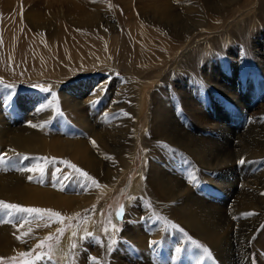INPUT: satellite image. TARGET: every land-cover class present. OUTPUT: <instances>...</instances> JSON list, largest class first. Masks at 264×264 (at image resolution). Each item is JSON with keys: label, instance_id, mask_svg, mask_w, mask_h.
<instances>
[{"label": "rangeland", "instance_id": "rangeland-1", "mask_svg": "<svg viewBox=\"0 0 264 264\" xmlns=\"http://www.w3.org/2000/svg\"><path fill=\"white\" fill-rule=\"evenodd\" d=\"M168 1L170 4L166 9L177 12L179 15V19L175 23L172 20L168 21L169 24L175 26V31H171L168 24L150 18L152 14L151 0H0V44L3 43V47H0V63L3 62V65H0V70L8 68L12 64L16 66L18 60L20 64L22 62L20 53L31 55L33 49H26V45H43V52L52 51L55 55L50 60L59 59L53 68L63 69V64L68 61V59L65 60V54L68 52L80 58L82 63L79 59L78 62L76 61L77 57L72 62V65L75 64L73 65L76 67L75 70L81 67L80 72L73 77H82L77 82L85 80L90 84L86 92L79 95L80 98L91 90V86L103 84L100 94L97 93V89L93 90V95L95 96V93L98 95L92 97L93 103H90V100L87 101L86 110H82V113L74 116L75 121L69 118L67 112L55 107L52 116L43 118V120L39 119L40 122L37 120L35 123L28 119L26 113L35 108L31 107L34 100H30L28 97L35 94L33 97L41 98V101L46 102L49 99L47 94L50 91L43 86L24 87L19 83L4 82L0 75V116L6 120L4 124L7 123L9 129L25 127L37 130L41 127L47 129L48 135L51 134L56 140H86L87 142L93 140L87 138L89 130L96 129L102 132L103 140H109V144L115 145L117 143L113 140H120L119 147L125 145L130 149L133 147L131 140H134L133 123L136 120L134 113H138L137 103L139 105L137 86L138 83L141 85L140 83L145 81L147 84H152L149 94L151 101L147 106L151 108L148 113L153 110L152 115L153 113L155 115V118L151 119V123L155 126L156 133L161 129L169 131L172 129L171 121H176L179 128L194 137L218 140L219 142L227 139L233 147L237 146L239 136L245 135L247 140L258 143L260 140H254L249 129L254 131L264 127V26L260 20L255 18L257 21L253 29L254 33L247 36L245 42V37L241 35L247 27L240 25V30H238L234 26L235 24L220 22L218 25L219 21H212L208 18L221 20L228 15L226 12H223V15L210 13L209 10L203 8V0ZM185 1L188 4L191 1L196 2L201 11H187L182 5ZM209 1L216 5L219 1L229 2L231 3L230 8L237 11H246L248 7H252L251 14L255 13L256 15L257 12L253 6V3L257 4L256 0ZM226 6L225 4L223 7ZM153 11L156 14L155 9ZM86 15L88 18H85ZM202 19L206 20L207 24H202L200 22ZM214 25L218 26L213 27ZM195 26H199V28L194 29ZM233 28L236 30V33L233 34L234 37L231 38V36L227 40L226 33ZM26 37H30L32 43L22 46ZM188 37L189 43L192 41L194 43L196 40L206 41L213 43L217 48V50L207 51L205 55L203 54L208 58L207 63H204V60L201 59V45L193 46L192 51L197 53L198 57L193 62L192 70H188L189 64L185 58L180 59L179 63H173L178 52L184 48L183 42ZM259 53L261 56L258 57ZM236 54L239 59H236ZM8 57L10 62L14 57L16 60L8 63ZM232 61L235 62L234 65H232ZM204 68L208 74L203 72ZM209 79L214 81L217 79L222 87L214 88ZM36 80L43 81L41 78H36ZM68 94L70 98L77 96L70 92ZM78 100L83 103L79 98ZM52 102L54 101L50 103ZM189 107H193V110L189 111ZM29 122L36 126H31ZM85 126L88 127V130L85 129ZM151 128V126L144 128L142 140L147 138L150 140L154 136ZM248 135L251 138H248ZM155 140L160 139L156 136ZM261 140H264V136ZM160 141L162 144L156 145L154 148L157 152L149 154V159H152L157 171L174 179L176 185L188 187L193 196L203 198L212 204L222 205V210L227 215L225 216L230 218L232 224L249 222L251 215L248 213L250 211L242 213L237 209L236 193L230 195L233 193L227 189V184L230 181L238 180V190L243 189V186H240L243 180L257 176L259 173L262 174L264 160L261 162L255 161L256 159L248 160L247 152L239 154V158L233 162L232 174H227L226 180L219 182L220 185L217 186L214 183L222 180V175L216 174L219 172L218 170L203 167L189 151L178 145L165 144V140ZM87 145L90 146V149H94L95 145L90 142ZM7 146L4 147L7 148ZM147 149L150 148L147 147ZM2 152L4 151L2 150L0 154H3ZM94 153L98 156L96 149ZM126 154L127 159L130 160V153L126 152ZM108 155H102V158L111 162L113 171H118L120 167L116 160L111 157L112 155L107 157ZM144 158L139 152L136 158L137 162H134V166L132 165L133 167L129 170L131 177L136 175V170H139L140 167H143L144 177L148 175V166H145L146 163L143 164L147 159ZM240 159H244L246 163H238ZM13 162L15 167L12 166ZM28 168L31 166L22 156L19 160H8L6 157L5 162H0V173L4 174L25 173L27 172L25 169ZM204 173L205 175H203ZM58 176L57 173L45 175L43 172L35 175L31 181L53 187L57 183ZM117 177L116 180H118ZM81 187V184L74 182L72 191L65 192V188L59 186L56 189H61L68 196H78L87 190ZM153 195L155 196V193ZM126 196L127 193L123 192L118 195L117 200L109 198L105 204V206L107 205L106 214L111 206L117 210V213H121L117 217L123 226L125 225ZM154 196L151 195V198H155ZM142 202L139 207L141 208L139 215L135 213V216L138 219V231L143 234L144 249L125 239L122 230L119 231V238L115 240V243L103 240L102 233L99 237L95 235L88 236V239L81 237L79 239L80 248L86 251L90 258L96 256L95 261L87 256L82 264H100V255L105 251L109 257L108 264H116L114 260H120L121 264H136V261L141 264L220 263L219 259L214 258L210 253V250L204 251V248L197 247L193 241L189 242L184 232L179 230L180 227L172 226L173 224L179 226V224L169 219L162 208L174 206L176 208L177 202H168V205L162 208L161 206L164 204H161L160 201L154 205L147 198L142 197ZM8 211L0 210V227L3 224L11 225L23 218L19 213L9 216L7 215ZM132 214L130 215L132 216ZM262 215V218H258L257 224L253 228L254 231L248 236L247 244L250 247H252L259 230L264 226V213ZM68 226L69 229L73 228L74 222ZM155 228H158L159 236H156L158 231ZM235 232L236 230H232L233 237ZM98 238H102L105 242V245L100 244L101 248L98 247ZM135 238L137 239V237ZM151 241L159 243L152 245ZM52 243L53 241L48 240L41 252L39 251L35 256L30 254L21 256L20 253H27L26 250L9 256L0 254V257L4 258L0 264H24L26 261H33L37 264L40 260L35 257L41 254H43V258H46L45 261L56 262L57 259L52 258ZM232 246L238 248L237 241L232 242ZM177 248H180L181 251L177 252ZM226 250H223V254L226 259L230 257L231 263L229 262V264H264V256L258 257L256 248H253L249 253L251 255L239 252L233 256L234 251L231 255L230 250ZM118 251L119 253H117ZM225 252L228 253L225 254Z\"/></svg>", "mask_w": 264, "mask_h": 264}, {"label": "bare ground", "instance_id": "bare-ground-1", "mask_svg": "<svg viewBox=\"0 0 264 264\" xmlns=\"http://www.w3.org/2000/svg\"><path fill=\"white\" fill-rule=\"evenodd\" d=\"M256 1L257 4L253 3V6H255V10L257 11L256 15L255 13L251 14L252 7H248L246 11L232 10L230 8L231 3L224 1H219L216 5L209 0H203L202 6L212 14L219 13L223 15V12L228 14L221 20H219V18L208 17V14H206L210 20L219 21L218 25H220V22L228 24L232 23L235 24L234 26L238 28V30H240V25L247 27V29L243 30L241 35L245 37L246 42V37L254 33L253 29L257 21L255 18L260 20L262 26H264V0ZM151 4L152 14L150 18L168 24L171 31H175V26L169 24L168 21L172 20L173 23H175L177 19H179V15L177 12L166 9L170 4L169 1L151 0ZM225 4L227 6L223 7ZM182 5L185 6L187 11H201L198 9V4L196 2L191 1L188 4L185 1ZM154 9L156 14L153 11ZM85 18H88V15H86ZM229 20L230 22H228ZM200 22L202 24H207L204 19ZM217 26L214 25L213 27ZM198 28L199 26L194 27V29ZM234 33H236V30L233 28L226 33V39L228 40L231 36V38H233ZM257 34H259V32H257ZM5 40L7 41V38H5ZM26 43H32L30 37L25 38L22 46ZM2 44L3 43L0 44V47H3ZM183 44L184 48L178 52L173 63H179L180 59L185 58L189 64L188 70L193 69V62L196 61L198 57V54L193 53L192 51L193 46L199 47V44L201 45V59L204 60V63H207L208 61V58L204 56L205 53L207 51L217 50L213 43L206 41L199 42L196 40L194 43L193 41L189 43V37L183 42ZM26 49H33L32 54L26 55V53H20V61L22 62L19 64L18 60L16 66L15 64H12V66L8 68H3V70H0V75H2L4 82L9 81L13 84L19 83V85L24 87L30 85H33L34 87L43 86L50 91L47 94L49 99H47L46 102L44 100L41 101V98L33 97L35 94H32L33 96L29 95L28 98L34 100V102L31 101L33 102V105L29 104L31 107L33 106L35 108L29 113L26 112L28 114V119L31 121L33 120L36 123L39 119L43 120V118L52 116L54 109H56L55 107H58V109L61 108L67 112L69 118L75 121L76 118L73 117L77 116L78 113H82V110H86L87 101L90 100L91 103L92 97L101 93L100 91L103 88V84H95L96 86L91 84L93 85L91 86V90L80 98L79 95L86 92L90 84L88 81L85 82V80L77 82L82 77H73L76 73H79V69H81L80 67L78 70H75L74 68L76 67H73L75 64L72 65V62L76 60V57L77 62L78 59L81 61L78 56L71 52L65 54V60L68 59V61L63 64V69H60L53 68L59 59L53 61L50 60V58H54L55 55L52 51L43 52V45H26ZM260 52H262V50H260ZM235 56L236 59H239L237 54ZM259 56H261L260 53L258 54V57ZM14 60H16L15 57L12 62ZM7 62L12 63L10 62L9 57L7 58ZM234 63L235 62L232 61V65H234ZM0 65H3V62H1ZM205 69L206 68H204L203 72L208 74V72H205ZM36 78H41L43 81L36 80ZM209 81L212 82L214 88L222 87V84H220L217 79L215 81L209 79ZM140 84L141 85L138 83L137 86V99L139 105L137 103L136 110L138 113H134L136 120H134L133 123L134 140H131L133 142V147L130 149L125 145L119 147L120 140H113V142L117 143L115 145L109 144V140H103L102 132L96 129L89 130L87 138L95 141V144H93V140H89L90 144L95 145L94 149H90V146L87 145L89 142L86 140H56L51 134L48 135L46 132L47 129L45 130L41 127L37 130H30L25 127L9 129L7 123L4 124V121H6L4 117L0 116V152L3 150L4 152L2 153L6 154L7 158L11 157L12 160H19L21 156L23 158L27 157L26 162L29 166L33 167L36 164H42L45 167V175L50 173H57L59 175L57 183L51 187L44 184L41 185L38 182L34 183L28 179L29 176L34 177L35 175L41 174L39 172H14L12 175L1 172L0 200L27 207L51 209L61 214L58 218L51 216L50 213H19L23 216L22 220L11 225L3 224V226L0 227V254L9 256L18 252H25L26 250L31 256H35L39 251L41 252L45 247V243L50 240L53 241L51 244L52 258L54 259L55 257L57 261H51V263L45 261L46 258H42L37 264H82L83 260L87 258L88 253L80 248L79 239L81 237H86L88 233H91L92 236L95 235L99 237L100 233H102L103 240H110V242L113 243V241L119 238L118 235L120 230L123 231V237L125 239L131 241L134 245L138 244L144 249L145 242H143L142 239L143 234L138 231V219L136 218L135 213L139 215V210H141L139 207L141 203H143L142 197H145L154 205H157V201H160L161 204H164L161 208L166 207L165 205H168V202H177L176 208L175 206L171 207L172 209L170 207L162 208L164 209L165 214L169 219L174 222L176 221V223L179 224V227L184 230L183 232L189 239V242L197 241L196 239H198L199 241L197 242H199L200 245L203 244L204 248L210 250V253L214 258L219 259L220 263H231V260L229 261L230 257L229 259H226V256L224 257L223 250L226 249L230 250L231 255L234 251V256L239 252L244 253V255H251L249 253L253 248H256L258 249L256 250L257 256L260 258L264 256V226L259 230L252 247L247 244L249 240L248 236L254 231L253 228H255L258 218H262V214L264 213V170L262 171V174L259 173L260 175L257 174V176L252 178L248 177L249 179L243 180V182L240 183V186L242 185L243 189L238 190V180L230 181V183L227 184V189L231 190L233 193L230 195L236 193L235 196L238 199H236L238 201V208H236L242 213L248 210L250 211H248L249 213H254L251 217L249 216V222L232 224L230 218L226 217L227 215L224 214L222 205L212 204L207 200H203V198L200 199L193 196L188 187L184 188L183 185H176L174 179L164 176L165 173L161 174L157 171L154 162L152 159H149V154H155L157 152L154 150L155 146L162 144L160 140H165V144H176L189 151L203 167L211 170H218L219 172L216 174L222 175V180L216 181L214 184L219 186V182L226 180L225 177L227 174H232L234 169L232 168L233 162L239 158V154L241 155L242 153L247 152L246 157H248V160L256 159L255 161L257 162L264 160V140H261L264 136V127H258L259 129H255L254 131L249 129L251 130L250 133L254 137V140H260L258 143H255L253 140H247L245 135H240L237 146L235 145L233 147L227 139L222 140L223 142H219L218 140L215 141L194 137L190 133L179 128L175 123L176 121H171L173 124L172 129L169 131L168 129H161L156 133L155 126L151 123V119L155 118V115L154 113L152 115L153 110L148 113V110L151 108L147 106L151 101L149 94L152 84H147L145 81H142ZM63 88L64 90H62ZM94 89L98 90L97 93L99 92L98 94L95 93V96L92 93ZM69 92L76 94L77 96L75 97L77 99L75 97L70 98L68 94ZM78 98L82 100L81 102L83 103H80ZM51 101L54 102L50 103ZM188 110L192 111L193 107H189ZM104 115L105 114L103 113V116ZM146 126H151V131L154 132V136L151 137L150 140L148 138L142 140L141 138L142 131ZM216 126H218V124H216ZM85 129L88 130V127L85 126ZM249 135L248 138H251ZM156 136L160 140H155ZM5 145H8L7 148L4 147ZM147 147L150 149H147ZM95 149L98 151V156L94 153ZM126 152L130 153V160L127 159L128 156ZM139 152H141L147 159L143 164L145 165L146 163L145 166H148L149 173L144 177L143 167H140L139 170H136V175L131 177L129 170L134 166V162H137L136 158ZM108 154L112 155L111 157H114L116 160L117 165L120 167L118 171H113L114 169L111 168V162L107 160L105 161L102 158V155ZM109 155L107 157H109ZM18 156L20 157L18 158ZM42 158L47 159L44 160ZM65 160L70 161L77 165L78 168L86 171L92 180L83 178L80 173L69 168L63 162ZM203 175H205V173ZM116 176H118V180H116ZM93 180L96 183H93ZM74 182L79 185L81 184V188H86V192L81 193L80 195L78 194V196H68L62 192L61 189H56V187L59 186L60 188L64 187L65 192L67 190L72 191ZM244 189H247L248 191ZM123 192L127 193L126 207L124 206V226L121 225V222L117 217V210L114 209V207L111 206L108 209L107 214L105 213V210L107 209V205L105 206V204L109 198L117 200L118 195ZM154 193L155 196L153 195ZM151 195L155 198H151ZM91 211L92 213L90 214ZM130 214H132V216ZM73 222L74 227L69 229L68 225ZM113 225L115 227H113ZM155 229L158 231H156V236H159L158 228ZM232 230H236L234 237L231 234ZM25 233H27V235H24ZM18 237L20 238L18 239ZM48 237H51V239H47ZM135 237H137V239ZM103 240L102 238L97 239L99 248H101L100 244L105 245ZM42 241L44 242L43 246L38 247ZM234 241H237L238 248L235 246L233 248L232 242ZM73 245H75L74 248L72 247ZM117 253H119V251ZM226 253L228 252H225V254ZM100 256V264H108L109 257L107 256L106 251ZM114 262H116V264H121L120 260H114ZM137 262L138 261L135 263L141 264Z\"/></svg>", "mask_w": 264, "mask_h": 264}, {"label": "snow or ice", "instance_id": "snow-or-ice-1", "mask_svg": "<svg viewBox=\"0 0 264 264\" xmlns=\"http://www.w3.org/2000/svg\"><path fill=\"white\" fill-rule=\"evenodd\" d=\"M29 124L31 125V122H29ZM33 127H35L36 125H31ZM93 144H95V141L93 140L92 141ZM5 158H6V154H0V162H5ZM8 160H11V157H8L7 158ZM24 159H27V157H24ZM44 160H46L47 158H42ZM55 159V158H53ZM65 163V165H67L69 168L75 170L76 172L80 173V175L85 178V179H88V180H92V178L89 176V174L84 171L83 169H80L77 167V165L71 163L70 161H63ZM238 163L240 164H244L246 163V161L244 159H240L238 161ZM12 166L15 167V163L13 162L12 163ZM26 171H29V172H39V173H43L45 171V167L42 165V164H36L35 166L31 167V168H28V169H25ZM33 177L32 176H29L28 179L31 180ZM93 183H96L94 180L92 181ZM9 210L7 212V215L11 216L13 213H26V214H42V213H50L51 216H55V217H60V213L58 212H55L51 209H42V208H35V207H27V206H23V205H20V204H16V203H9V202H6V201H2L0 200V210ZM121 213L118 212L117 215H120ZM254 213H248V215H253ZM173 227H176V228H179L178 225H175L173 224L172 225ZM113 227H115L113 225ZM179 230L181 232H183L184 230L182 228H179ZM30 231V230H29ZM24 235H27V233H25ZM92 234L91 233H88L86 235L85 238H87L88 236H91ZM20 237H18L19 239ZM47 239H51V237H48ZM113 243H115V241H113ZM159 242L158 241H151L150 244L152 245H155V244H158ZM193 243L197 244V247H200V248H204V246L200 245L198 242L196 241H193ZM44 244V242L42 241L40 245H38V247H42ZM73 248L75 247V245L72 246ZM177 252H180L181 249L180 248H177L176 249ZM204 251H208L207 248H204ZM21 256H28L29 253H20ZM43 258V254L39 255L36 257L37 260H40ZM4 258L0 257V261H2ZM90 259H92L93 261H95V257H91ZM24 264H34L33 261H26L24 262Z\"/></svg>", "mask_w": 264, "mask_h": 264}]
</instances>
